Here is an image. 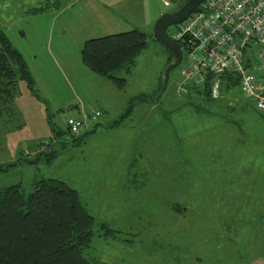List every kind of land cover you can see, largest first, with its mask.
<instances>
[{
	"label": "rangeland",
	"instance_id": "obj_1",
	"mask_svg": "<svg viewBox=\"0 0 264 264\" xmlns=\"http://www.w3.org/2000/svg\"><path fill=\"white\" fill-rule=\"evenodd\" d=\"M38 1L0 0V28L23 55L33 78L32 89L23 79L17 80L12 110L0 117V164L16 162L7 168L0 166V188L19 184L26 193L33 179L63 181L75 189L93 216L96 251L107 261L119 264H140L145 257L172 260L174 241L181 243L179 246L185 242L188 257L204 254L205 261L199 264L219 263L221 241L229 242V259L230 254L239 252L238 243L249 241L251 245L253 229L264 226L260 225L264 221V192L259 195L258 219L238 216L245 213L241 208L236 211V198L240 196L232 194L242 189L234 179L250 173L264 177V137L258 138L260 132L264 133V118L240 110L239 101L237 106L234 102L218 108L195 105L204 119L197 121L198 114L183 105L186 92H177L180 64L169 71L156 99L168 53L152 37V25L139 26L146 34L145 47L127 72L117 74L125 78L124 87L117 89L109 79L84 66L79 55L83 36L97 37L128 28L116 10L109 7V16L106 8L98 6L99 11H94L92 6H85L88 0H68L71 5L60 12L26 14V8L44 3ZM162 1L156 3L163 13L178 7L179 0H166L167 5ZM64 2L55 0L51 4L58 8ZM52 13H57L55 20ZM92 13H101L107 19L102 15L94 19ZM84 14H89L84 20L91 22L86 24L87 33L81 35L79 15L81 18ZM236 94L245 98L238 87ZM139 95H145L144 99H137ZM129 106L126 117L108 126ZM96 110L100 115L92 129L95 121L89 115ZM83 115L88 133L60 144L67 119ZM176 123L183 149L171 136ZM213 130L214 135L205 133ZM226 136L251 139L252 146L234 159L240 160L223 164L218 158L226 159L231 154V146L225 147ZM199 137L212 140L204 147L206 154L197 152L198 144L193 146ZM247 161L261 163V168L252 170L256 163L249 167ZM237 162L242 164H232ZM231 165L237 169L232 171ZM243 200L240 197L239 203ZM175 201L186 208L183 216L174 210ZM99 222L118 230L117 236L103 239ZM187 226L192 230L188 232ZM179 229L181 232L174 234ZM131 234L135 238L128 241Z\"/></svg>",
	"mask_w": 264,
	"mask_h": 264
},
{
	"label": "trees",
	"instance_id": "obj_2",
	"mask_svg": "<svg viewBox=\"0 0 264 264\" xmlns=\"http://www.w3.org/2000/svg\"><path fill=\"white\" fill-rule=\"evenodd\" d=\"M184 1L179 0L177 6ZM52 2L45 0L41 5L25 9V12L31 14L44 12L52 6ZM145 38L146 34L135 28L86 38L79 50L80 60L90 71L106 77L117 89H122L125 78L117 74L120 71L127 72L133 65L136 55L145 47ZM167 53V63H169L171 55L168 51ZM18 79H23L30 89L33 88V78L23 55L10 43L4 31L0 28V117L12 110L11 102L16 93ZM219 80V96L215 99L209 96L207 81L200 89L192 85L187 87L183 105L191 109L192 113L198 114L195 117L197 121L203 122L204 119L201 118V112H197L195 105H213L218 108L221 105L234 102L237 106L239 101H242L241 104L239 103L240 110H249L259 119L264 118V111L256 110L251 100L237 97L238 75L230 72L223 73L219 76ZM161 85L162 82L156 92L160 90ZM160 96L161 92L158 98ZM144 97L145 95H139L137 99L141 100ZM130 111L129 106L119 118L111 121L108 126L119 122ZM96 124L95 121L91 128L94 129ZM258 125L262 126V124ZM178 126L177 123L172 125L171 136L183 149L184 145L181 141L182 136ZM86 128L85 126L79 133L72 134L66 127L62 132L63 141H60V144L64 145L76 138L80 139L88 133ZM205 133L214 135L216 131ZM56 134H59V131H56ZM262 137H264V133L260 132L258 138L262 140ZM48 139L47 144L49 145L50 137ZM218 140L219 138L216 141ZM225 140V147L229 148L231 146L228 149V151L231 150V154L226 155V159L225 156L218 158L217 161L222 163L240 160L234 161L238 153L249 150L252 146L251 139L244 137H238L237 139L226 136ZM196 141L193 146L197 147L198 144L199 150L197 152L202 153L207 143L212 140L206 139L204 141L203 139L202 141L199 137ZM222 159H225V161H222ZM31 162L33 160H28V163ZM15 164L16 162H13L0 164V166L7 168ZM231 169L233 171L237 168ZM180 204L183 203L175 201L174 210L177 209L176 211L183 216L186 208ZM93 225V216L80 201L75 189L67 186L61 180L51 177L33 179L31 190L26 193L22 191L19 184L1 187L0 264H104L99 261L101 253L99 254L96 251L95 244L92 242L95 235ZM98 228H102L100 236L103 239H111L117 236L115 232H118V230L109 227L105 222H99ZM133 238L135 237L131 234L128 241H132Z\"/></svg>",
	"mask_w": 264,
	"mask_h": 264
},
{
	"label": "built area",
	"instance_id": "obj_3",
	"mask_svg": "<svg viewBox=\"0 0 264 264\" xmlns=\"http://www.w3.org/2000/svg\"><path fill=\"white\" fill-rule=\"evenodd\" d=\"M198 7L167 32L181 50L177 92L185 93L189 85L200 89L207 81L215 99L219 76L230 72L238 75L242 96L264 111V0H202ZM98 115L96 110L89 118ZM85 126L84 115L66 121L72 134Z\"/></svg>",
	"mask_w": 264,
	"mask_h": 264
},
{
	"label": "crops",
	"instance_id": "obj_4",
	"mask_svg": "<svg viewBox=\"0 0 264 264\" xmlns=\"http://www.w3.org/2000/svg\"><path fill=\"white\" fill-rule=\"evenodd\" d=\"M156 1L158 0H88L86 1L87 3L85 6H92L93 10L98 9V11H99L98 6L106 8L104 9L105 10L104 12L107 15L109 14L111 15L108 9L109 7L111 8L113 7L114 10H116L118 18L122 20V23L124 24L125 27H128L125 30H128V29H133V28L139 29V26H150L151 27L155 18L161 13H163L161 11V8L156 3ZM37 2L39 1L36 0V3ZM70 3H72V1L68 2V0H65L63 6H59L57 8L52 5L44 12H53L56 10L57 12H60L63 8H66L68 7V5H71ZM33 6H30V7H33ZM40 13H43V12H40ZM47 14H50V13H47ZM55 14L57 13L51 14L52 18L55 16ZM100 15H102L104 18L107 19V17H105L101 13L93 14V18L95 19L96 17ZM88 16L89 14H84L83 17L80 18V15H79V33L81 35H84V33H87L88 31L89 27L86 26V24H88L89 21L91 22V20H88V21L84 20V18ZM53 20L55 19L53 18ZM107 33H114V32H107ZM85 37L86 36H83V39L87 38ZM89 37L90 36H88V38ZM247 162H248L247 166L249 167H252L253 164L256 163V162H251V161H247ZM261 163L263 165L262 169H264V162H261ZM261 163H256V167H254L252 170L254 169L257 170L261 168L260 166ZM232 164L239 166L242 163L237 162V163H232ZM231 168H232V165H231ZM234 180H236V182L238 180V183H240V185L242 186V189L234 190V193L232 194V196L235 194L237 196L238 194L240 197H244V200L242 203H239L240 197L236 198L237 199L236 200V206H237L236 211L238 212L239 209L241 208V211L245 213V215L238 214V216H244V217L250 216L251 218H255V216H257L256 217L257 219L260 218V215H258L260 211H257V210L260 209L259 207L261 205L259 201L260 200L259 195L264 192V177H255L254 173H250V175L245 178H242V179L236 178ZM226 202H228V198L226 199ZM178 216L180 217V215ZM263 223L264 221L262 220L260 225H262ZM261 227L264 228V226H261ZM263 228H260V226L258 225L255 231L253 229L251 245L248 244L249 241L238 243L237 250H239V252H237L235 255L230 254V257H231L230 259H229V251H228L229 242L221 241L220 242L221 245H220L219 253H218L219 263H216V264H264V231H263ZM181 230L182 229L176 230L174 234L180 233ZM187 230L189 232V230H192V228L187 226ZM174 240H176V237H174ZM184 243H182V246H179L181 243L177 241H174L172 243V253L174 254V258H172V260L171 258H169L170 260L168 258L163 260V259H159L158 257H156V259L151 257L149 260H147L145 257L141 259L140 264H199L200 260L205 261V258H202V257H205L204 254H201V256H196L194 253L193 256L188 257L186 254L188 247H186L187 246L186 244L185 246H183ZM187 244L190 245L191 241L190 242L188 241ZM154 252L157 253L158 251H154ZM104 258L105 257L101 254L99 261H101L104 264H119L115 261H107ZM118 260L120 261V259ZM129 264L131 263L129 262Z\"/></svg>",
	"mask_w": 264,
	"mask_h": 264
},
{
	"label": "water",
	"instance_id": "obj_5",
	"mask_svg": "<svg viewBox=\"0 0 264 264\" xmlns=\"http://www.w3.org/2000/svg\"><path fill=\"white\" fill-rule=\"evenodd\" d=\"M202 0H185L175 10L170 12H164L158 15L152 24V37L158 41L171 55V61L167 63L162 75V85L157 93L156 99L159 93L165 87L168 73L171 69L179 65L181 59L180 48L169 38L167 34V27L180 22L189 13L198 12L200 8L198 4Z\"/></svg>",
	"mask_w": 264,
	"mask_h": 264
}]
</instances>
